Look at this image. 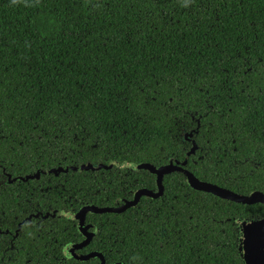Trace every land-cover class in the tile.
I'll list each match as a JSON object with an SVG mask.
<instances>
[{
    "label": "trees",
    "instance_id": "trees-1",
    "mask_svg": "<svg viewBox=\"0 0 264 264\" xmlns=\"http://www.w3.org/2000/svg\"><path fill=\"white\" fill-rule=\"evenodd\" d=\"M0 44L7 167L36 149L40 130H61L64 139L106 134L122 119L111 113L132 114L126 130L135 139L140 120L143 149L157 145L159 158L175 148L156 134L167 139L199 118L210 96L234 97L223 120L238 131L264 120V0H197L190 9L156 0H0ZM18 202L0 185V264H54L59 247L47 228L26 231L24 223L16 232L25 217L11 213ZM135 236L114 262L153 264L152 245L139 260Z\"/></svg>",
    "mask_w": 264,
    "mask_h": 264
},
{
    "label": "flooded vegetation",
    "instance_id": "flooded-vegetation-1",
    "mask_svg": "<svg viewBox=\"0 0 264 264\" xmlns=\"http://www.w3.org/2000/svg\"><path fill=\"white\" fill-rule=\"evenodd\" d=\"M233 102L210 96L199 118L178 123L167 139L158 132V140L175 148L162 158L157 145L152 153L144 151L140 120L136 139L128 136L125 117L132 114H107L122 119H114L106 134L96 128L64 139L61 130H40L35 150L8 167L0 161V185L20 201L11 213L25 215L16 232L24 223L26 231L47 228L61 256L54 264H125L126 257L114 260L125 256V239L133 243V232L140 261L144 247L152 245L153 264H245V253L249 264H264V232H251L244 246L241 225L264 219V203L196 190L185 174L239 196H264V120L229 134L223 119ZM49 144L55 146L51 151ZM144 164L166 172L130 166Z\"/></svg>",
    "mask_w": 264,
    "mask_h": 264
},
{
    "label": "water",
    "instance_id": "water-1",
    "mask_svg": "<svg viewBox=\"0 0 264 264\" xmlns=\"http://www.w3.org/2000/svg\"><path fill=\"white\" fill-rule=\"evenodd\" d=\"M130 166H132L135 169H139V168L148 169L151 172L158 173V174H163L162 172H166L165 169L162 170V168H161L159 170H156L155 168H153L152 166L147 165V164L136 165V166L130 165ZM185 174L188 177V183L196 190L211 192L214 195H217L219 197L229 199V200H232L235 202L243 203V204H252L255 202L264 203V196L260 193L252 194V195H250V197L239 196V195H236V194L231 193L229 191L215 187L213 185L200 182L197 178H195L193 175H191L189 173H185ZM91 211H93V212H104V210H98V209H94V208H91ZM241 225H242V231L244 232V237H243L244 246H246L248 244V243L247 244H245V243L248 242L249 234L251 232H253V231L264 232V219L254 220V221H249V222H242ZM93 256H96V255H93ZM88 258H90V256L86 257L82 260L85 261ZM244 260H245V264H249V255L247 253L244 254Z\"/></svg>",
    "mask_w": 264,
    "mask_h": 264
},
{
    "label": "snow or ice",
    "instance_id": "snow-or-ice-1",
    "mask_svg": "<svg viewBox=\"0 0 264 264\" xmlns=\"http://www.w3.org/2000/svg\"><path fill=\"white\" fill-rule=\"evenodd\" d=\"M156 2L159 4V6L161 8H165L168 4H171L173 7L175 6H180L184 9H190L192 5L197 3V0H156ZM4 45L0 44V51H2ZM195 81L193 80V83ZM3 102V92H2V86H0V104H2ZM228 112L231 114L232 113V109L229 108ZM0 120H2V116H0ZM55 123V119H53V124ZM181 130H183V125L180 126ZM209 128H212V124L211 122L209 123ZM226 130L229 131V134H232L234 132V128L232 127V123L231 121H229ZM44 135H47V133H44ZM41 137H36V139H40ZM57 139H59V135H57L56 137ZM7 136L4 135L3 133H0V154H2L3 152V145H4V141H6ZM55 146L52 144L48 145V150L51 151ZM0 158H2V155H0Z\"/></svg>",
    "mask_w": 264,
    "mask_h": 264
}]
</instances>
